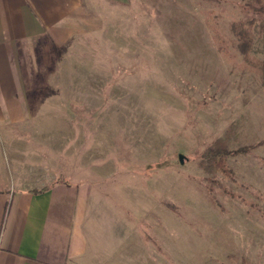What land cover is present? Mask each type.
Wrapping results in <instances>:
<instances>
[{"label":"rangeland","instance_id":"1","mask_svg":"<svg viewBox=\"0 0 264 264\" xmlns=\"http://www.w3.org/2000/svg\"><path fill=\"white\" fill-rule=\"evenodd\" d=\"M81 1L31 52L33 118L2 144L22 168L25 147L45 149L80 193L70 264H264V13ZM218 145L224 167L207 162Z\"/></svg>","mask_w":264,"mask_h":264},{"label":"crops","instance_id":"2","mask_svg":"<svg viewBox=\"0 0 264 264\" xmlns=\"http://www.w3.org/2000/svg\"><path fill=\"white\" fill-rule=\"evenodd\" d=\"M81 4L0 0V264H70V251L80 238L82 198L62 176L64 166H45L50 159L42 156L45 149L28 146L23 151L29 154L23 158L27 163L19 167L15 157L13 163L3 157L2 144L10 152L7 138L21 133L7 127L33 118L27 84L31 52L48 46L50 32L58 31Z\"/></svg>","mask_w":264,"mask_h":264},{"label":"trees","instance_id":"3","mask_svg":"<svg viewBox=\"0 0 264 264\" xmlns=\"http://www.w3.org/2000/svg\"><path fill=\"white\" fill-rule=\"evenodd\" d=\"M248 6L254 9L256 13H261V14L264 13V0H252L251 3L248 4ZM252 23L253 21H247V22L239 21V22L234 23L233 25V32L240 40L241 49L245 51L250 49L252 41H253V34H252V29H251ZM254 66L256 67L255 64ZM237 152L238 150L234 153H237ZM229 153H230L229 151L225 150L224 148L218 145L216 148H214L213 150H211L210 152L206 154L207 162L217 167H224L226 156Z\"/></svg>","mask_w":264,"mask_h":264}]
</instances>
